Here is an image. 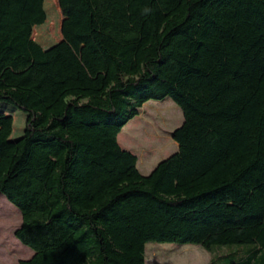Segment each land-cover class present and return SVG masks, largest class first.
I'll return each instance as SVG.
<instances>
[{"label":"trees","instance_id":"trees-1","mask_svg":"<svg viewBox=\"0 0 264 264\" xmlns=\"http://www.w3.org/2000/svg\"><path fill=\"white\" fill-rule=\"evenodd\" d=\"M56 3L43 49L44 0H0V106L26 115L0 155L19 264H145L148 243L264 264V0ZM165 98L177 151L144 177L117 136Z\"/></svg>","mask_w":264,"mask_h":264},{"label":"rangeland","instance_id":"rangeland-1","mask_svg":"<svg viewBox=\"0 0 264 264\" xmlns=\"http://www.w3.org/2000/svg\"><path fill=\"white\" fill-rule=\"evenodd\" d=\"M43 8L46 20L41 27H34L38 32L33 40L46 49L61 41L59 23L63 17L56 0H44ZM25 120L24 113L0 106V155L23 135ZM181 124V111L171 99L150 100L143 105L140 115L122 128L117 141L124 150L137 155L136 170L147 177L160 161L177 151L171 133ZM20 225L19 212L0 195V264H19L32 257L31 250L14 237ZM221 248L206 251L191 245L148 243L144 248L145 264H209L213 258L234 249Z\"/></svg>","mask_w":264,"mask_h":264},{"label":"bare ground","instance_id":"bare-ground-1","mask_svg":"<svg viewBox=\"0 0 264 264\" xmlns=\"http://www.w3.org/2000/svg\"><path fill=\"white\" fill-rule=\"evenodd\" d=\"M169 112V111H168ZM163 114V113H162ZM164 122V121H163ZM166 127V126H165Z\"/></svg>","mask_w":264,"mask_h":264}]
</instances>
